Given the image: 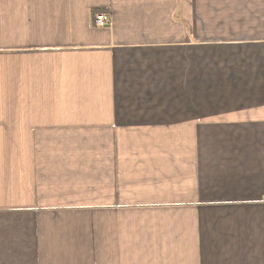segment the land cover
Returning a JSON list of instances; mask_svg holds the SVG:
<instances>
[{
	"label": "crops",
	"instance_id": "obj_1",
	"mask_svg": "<svg viewBox=\"0 0 264 264\" xmlns=\"http://www.w3.org/2000/svg\"><path fill=\"white\" fill-rule=\"evenodd\" d=\"M0 264H264V0H0Z\"/></svg>",
	"mask_w": 264,
	"mask_h": 264
},
{
	"label": "rangeland",
	"instance_id": "obj_2",
	"mask_svg": "<svg viewBox=\"0 0 264 264\" xmlns=\"http://www.w3.org/2000/svg\"><path fill=\"white\" fill-rule=\"evenodd\" d=\"M248 13L249 12H246V11L243 12V14H245L246 16H248ZM242 29H243V31H242L241 35L240 36H235V37H238L239 40H243L244 41V40L248 39V37H249V31H248L249 30V26H242ZM214 131H217V130H214ZM213 134H214V132L207 131V135L209 137V138H207V141L211 145H216V140L212 138ZM85 140L86 139H81L82 144H86Z\"/></svg>",
	"mask_w": 264,
	"mask_h": 264
},
{
	"label": "built area",
	"instance_id": "obj_3",
	"mask_svg": "<svg viewBox=\"0 0 264 264\" xmlns=\"http://www.w3.org/2000/svg\"><path fill=\"white\" fill-rule=\"evenodd\" d=\"M110 18L104 12H98L94 15V25L96 27H106L109 24Z\"/></svg>",
	"mask_w": 264,
	"mask_h": 264
}]
</instances>
